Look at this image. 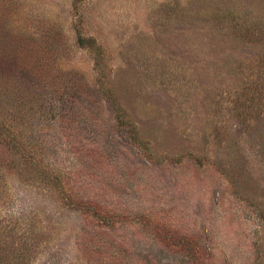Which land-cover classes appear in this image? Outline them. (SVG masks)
Segmentation results:
<instances>
[{"label":"rangeland","instance_id":"rangeland-1","mask_svg":"<svg viewBox=\"0 0 264 264\" xmlns=\"http://www.w3.org/2000/svg\"><path fill=\"white\" fill-rule=\"evenodd\" d=\"M0 264H264V0H0Z\"/></svg>","mask_w":264,"mask_h":264}]
</instances>
